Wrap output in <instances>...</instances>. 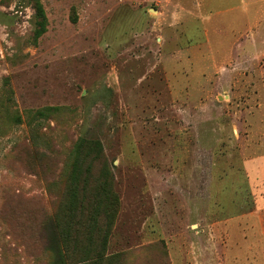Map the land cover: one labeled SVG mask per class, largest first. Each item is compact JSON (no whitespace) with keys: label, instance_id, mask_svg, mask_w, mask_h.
Returning <instances> with one entry per match:
<instances>
[{"label":"rangeland","instance_id":"374dc122","mask_svg":"<svg viewBox=\"0 0 264 264\" xmlns=\"http://www.w3.org/2000/svg\"><path fill=\"white\" fill-rule=\"evenodd\" d=\"M40 1L33 39L30 0H0V264H64L54 213L71 262L264 264V32L221 0Z\"/></svg>","mask_w":264,"mask_h":264},{"label":"trees","instance_id":"16d2710c","mask_svg":"<svg viewBox=\"0 0 264 264\" xmlns=\"http://www.w3.org/2000/svg\"><path fill=\"white\" fill-rule=\"evenodd\" d=\"M34 15H35V26L32 31V37L33 39L38 38L46 29V16H45V11L43 8V5L40 0H30ZM10 90L8 89V93ZM60 109V107L57 106H45L42 108H38L35 110H32L28 113L29 117L31 118H44L47 115H49L52 112H56ZM4 112L7 115V121H12L14 123H19L21 121V117L16 110H12L9 106L4 104ZM93 146V150L97 151V145L95 143H92L88 139L85 138H80L74 145L73 149V157H72V162L70 165V173L68 177V191L70 192V200H73L74 202L79 199L77 196V190L79 189H85V186L82 185V187H79L78 185V179H80L79 173L77 171H80V165L86 156H88L92 151L91 147ZM108 169L105 166V162L102 163L100 167V173L97 178L96 186L94 187V192L95 195L94 200L100 201L101 198H103L105 201H107L110 205H112V201L115 199V194L111 189L110 185V179L108 178ZM81 199V197H80ZM79 201V200H78ZM97 206V205H96ZM95 206V208H96ZM69 217L71 218L73 212H76L77 209L75 207H67L66 208ZM63 217H65L64 214H62ZM52 217L49 219L48 225L51 228V233H52V242L55 243L54 245V251L58 254V259L61 260L64 264H92L93 262H96L98 260V257L100 254H97L95 256H83L80 260H76L75 262H71L73 259V252H67L64 250L62 252L59 243H61L62 247L63 245L67 249V243L74 242V240H69L67 237H62L60 236V226L62 225L61 223V218L57 216L56 213L51 215ZM68 217V218H69ZM72 222V219H70L67 223V228L69 229V226ZM92 223V225L97 224V217L95 214L89 217L87 225ZM88 229L87 227V242L88 245L91 243V233H92V228ZM104 237H106V232L104 233ZM104 242V239H101V242ZM91 261H93L91 263Z\"/></svg>","mask_w":264,"mask_h":264},{"label":"crops","instance_id":"0c3cea01","mask_svg":"<svg viewBox=\"0 0 264 264\" xmlns=\"http://www.w3.org/2000/svg\"><path fill=\"white\" fill-rule=\"evenodd\" d=\"M227 2L223 12H243L246 19V27L250 32L257 35L264 32V0H221ZM264 167V164H263ZM259 169V166H258ZM261 170V169H259Z\"/></svg>","mask_w":264,"mask_h":264}]
</instances>
